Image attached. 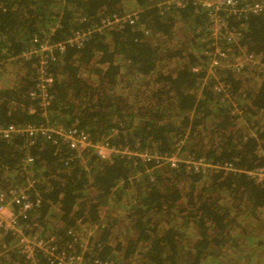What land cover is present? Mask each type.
I'll return each instance as SVG.
<instances>
[{
  "label": "trees",
  "instance_id": "trees-1",
  "mask_svg": "<svg viewBox=\"0 0 264 264\" xmlns=\"http://www.w3.org/2000/svg\"><path fill=\"white\" fill-rule=\"evenodd\" d=\"M163 1L0 0V53L8 47L15 54L52 27L50 43L140 9L134 23L55 52L48 109L52 119L76 122L93 141L138 154L108 160L84 151L72 159L64 143L40 137L31 151L37 176L44 177L35 186L42 205L30 222L54 234L60 250L84 252L88 242L90 261L264 264V179L245 172L264 168V12L230 18L241 33L232 57L253 53L257 62L239 69L232 58L208 73V10L193 0ZM20 61L12 65L24 74L9 71L14 88L0 89V121L45 120L25 111L37 105L28 95L37 60ZM20 163V152L0 141V176L3 165ZM12 239H4L2 264H15Z\"/></svg>",
  "mask_w": 264,
  "mask_h": 264
},
{
  "label": "built area",
  "instance_id": "built-area-1",
  "mask_svg": "<svg viewBox=\"0 0 264 264\" xmlns=\"http://www.w3.org/2000/svg\"><path fill=\"white\" fill-rule=\"evenodd\" d=\"M186 1L188 0H164L161 4L183 6ZM193 2L208 10L210 19L208 29L212 32L213 40L207 42V45L203 47L204 54L210 59L208 73L212 71L211 68L213 67H226L227 63L230 65L232 58L235 62L231 65L239 69L244 67L247 62H257L258 59L253 53L244 52L243 60L240 55L232 57L234 46H240L237 42L241 33L236 26L230 25V18L241 19L242 16L250 12H264V0L261 2L259 0L245 2L239 0H193ZM139 11L140 9H136L123 15L116 14L105 17L92 29L76 31L72 37L64 41L50 43L48 42L51 40L50 33L54 31L52 27L50 32H46L40 37L35 36L32 43L34 46L22 50L19 54H15L8 47L1 50L0 80L3 87L6 86L8 89L14 88L9 71H18L19 73L16 72L18 75L24 74L23 71L20 72L22 66L18 68L16 64H12L19 59L22 60L21 63L37 60L31 65L37 73V79L35 78V84L28 92L29 99L36 101L37 105H29L25 111L28 114L39 113L45 119L23 122L10 121L8 123L0 121V141L10 145L21 154L19 167L12 169L10 166L3 165L4 170L0 176V233L4 239L7 236L13 238L15 248L22 256L25 264H113L100 258H93L91 261L86 258L84 254L88 245L86 241L82 242L81 245L84 252L69 253L60 250V246L55 242L54 234L43 233L41 225L37 222H30L32 219L30 216L42 205V196L39 191H35V186L44 180L43 176H37V170L34 168L36 156L31 150L38 139L44 137L45 140L52 141L54 145L59 146L60 143H64L67 148L73 151L72 159L83 156L84 151H93L103 159L111 158L114 154H138L131 151L129 147L116 148L109 146L106 142H95L89 133L81 129L76 122L66 126L61 121L52 119L48 109L54 100V95L49 91V87L54 82V75L50 72V63L51 59H55V52L64 50L67 46L82 45L83 41L93 31L103 28L111 29L123 22L134 23L139 17ZM223 40H227V44H224ZM244 49V47L241 48V50ZM202 69L201 66H197L195 71ZM140 156L147 158L150 155L145 153ZM168 160L173 165L177 162L175 157ZM196 165L212 166L206 163ZM213 167L216 166L213 165ZM224 168L234 169L232 165H226ZM245 172L253 176L258 175L256 177L259 181L264 179V168ZM16 177L18 178L15 179ZM27 220L31 225L25 224ZM28 230L34 234H29ZM8 248L9 246L5 243L1 247L3 253L8 252Z\"/></svg>",
  "mask_w": 264,
  "mask_h": 264
},
{
  "label": "rangeland",
  "instance_id": "rangeland-1",
  "mask_svg": "<svg viewBox=\"0 0 264 264\" xmlns=\"http://www.w3.org/2000/svg\"><path fill=\"white\" fill-rule=\"evenodd\" d=\"M104 29H107V28H103V29H101V30H98V31H102V30H104ZM88 30V29H87ZM76 32V31H75ZM74 32V33H75ZM93 32H96V31H93ZM92 32V33H93ZM74 33H72V35L71 34H69V35H67V36H65V38L63 39V40H59V41H64V40H66L67 38H69V37H72L73 35H74ZM180 36V35H179ZM179 36H177L176 38H177V41H178V38H179ZM59 41H57V42H59ZM72 46V45H71ZM245 74H246V72L244 73V76H245ZM207 78H205V80H206ZM248 85H250V86H253V85H255V83H254V81H250V82H248ZM3 87V84H2V82H1V80H0V89ZM121 154H123V153H121ZM114 155H117V154H114ZM139 155H141V154H139ZM176 158V157H175ZM106 159H111V158H106ZM168 160V159H167ZM203 166V165H202ZM257 177H258V175H256ZM80 227H81V229L82 230H86L87 232H88V227H86L84 224H81L80 225ZM1 241L4 243V239H3V235L0 233V244H1ZM11 244H12V247H13V250H12V253L11 254H9L12 258H13V261H14V263L15 264H21V262H23V259H22V257H21V255L19 254V252L16 250V248H15V245H14V241H13V239H12V242H11ZM2 247V246H1ZM1 247H0V256H1V258L2 259H4V257L6 256V255H4L3 254V251H2V249H1ZM15 249V250H14ZM3 264H4V262H3Z\"/></svg>",
  "mask_w": 264,
  "mask_h": 264
},
{
  "label": "crops",
  "instance_id": "crops-1",
  "mask_svg": "<svg viewBox=\"0 0 264 264\" xmlns=\"http://www.w3.org/2000/svg\"><path fill=\"white\" fill-rule=\"evenodd\" d=\"M20 254V253H19ZM4 261V260H3Z\"/></svg>",
  "mask_w": 264,
  "mask_h": 264
}]
</instances>
